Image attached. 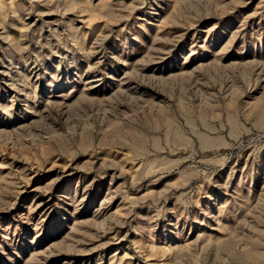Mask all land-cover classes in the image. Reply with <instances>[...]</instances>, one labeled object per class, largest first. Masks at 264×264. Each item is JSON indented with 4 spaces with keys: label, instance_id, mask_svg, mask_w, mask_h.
Returning a JSON list of instances; mask_svg holds the SVG:
<instances>
[{
    "label": "rangeland",
    "instance_id": "obj_1",
    "mask_svg": "<svg viewBox=\"0 0 264 264\" xmlns=\"http://www.w3.org/2000/svg\"><path fill=\"white\" fill-rule=\"evenodd\" d=\"M0 264H264V0H0Z\"/></svg>",
    "mask_w": 264,
    "mask_h": 264
},
{
    "label": "bare ground",
    "instance_id": "obj_2",
    "mask_svg": "<svg viewBox=\"0 0 264 264\" xmlns=\"http://www.w3.org/2000/svg\"><path fill=\"white\" fill-rule=\"evenodd\" d=\"M101 206H102V207H104V206H105V204H102Z\"/></svg>",
    "mask_w": 264,
    "mask_h": 264
}]
</instances>
